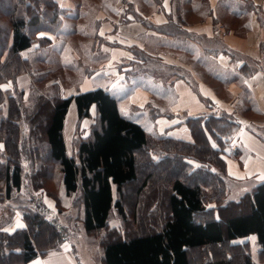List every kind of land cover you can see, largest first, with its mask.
I'll use <instances>...</instances> for the list:
<instances>
[{
  "label": "trees",
  "instance_id": "16d2710c",
  "mask_svg": "<svg viewBox=\"0 0 264 264\" xmlns=\"http://www.w3.org/2000/svg\"><path fill=\"white\" fill-rule=\"evenodd\" d=\"M12 1L11 9L4 11L6 22L0 20V83L13 78L22 68L19 52L31 46L30 30L39 29L35 27H39L42 17L50 22L57 18L53 0ZM4 101L0 87V195L10 198L13 191L21 189L20 155H39L44 145L49 157L59 165L65 192H81L85 230L106 227L112 208L123 221L128 219L124 187L137 179L140 157L150 166L179 164L181 172L173 173L160 191L164 204L157 211L163 217L159 225L107 239L102 245L101 264H192L189 251L194 248L208 249L197 264H255L248 241L234 242L251 233L260 245L259 259L264 261V180L237 200L223 202L222 189L217 188L227 176L221 153L237 130L231 116L210 113L188 118L192 143L153 137L140 124L123 117L115 98L97 87L55 99L45 110L44 101L40 110H24L30 129L26 138L17 120L20 109L11 99L9 110H4ZM71 101L78 119L90 116L92 104L98 118L91 136L79 142L77 160L67 155L62 134ZM41 130L45 139L42 143L37 136ZM207 132L217 147L210 144ZM190 161H196L198 166H192ZM151 177L152 173L144 177L139 192L149 185ZM186 177L193 180L187 182ZM37 181L35 178L36 188L40 185ZM39 201L36 208L22 215L24 227L11 232L0 229V264H25L67 239L64 228L49 219L46 207ZM210 201L215 204L207 205ZM209 249H218V255Z\"/></svg>",
  "mask_w": 264,
  "mask_h": 264
},
{
  "label": "crops",
  "instance_id": "0c3cea01",
  "mask_svg": "<svg viewBox=\"0 0 264 264\" xmlns=\"http://www.w3.org/2000/svg\"><path fill=\"white\" fill-rule=\"evenodd\" d=\"M75 1L73 13L79 9ZM96 4L104 58L74 93L101 87L115 98L119 113L149 136L191 143L188 118L227 114L237 122L236 133L221 153L227 177L246 192L264 180V0ZM21 216L15 213L0 229L24 227ZM234 241H248L251 259L264 264L254 233ZM25 264L97 263L86 243L73 246L67 237L58 250Z\"/></svg>",
  "mask_w": 264,
  "mask_h": 264
},
{
  "label": "rangeland",
  "instance_id": "374dc122",
  "mask_svg": "<svg viewBox=\"0 0 264 264\" xmlns=\"http://www.w3.org/2000/svg\"><path fill=\"white\" fill-rule=\"evenodd\" d=\"M53 1L57 6L55 22L42 17L39 27H35L39 29L34 28L35 31L29 29L32 44L19 52L22 68L13 78L0 83L5 97L4 110H9L11 99H13L20 109L17 120L22 125L21 130L26 138L29 137L30 129L28 120L23 117L24 110L27 112L38 108L40 110L42 101L45 102L43 106L45 110L51 107L55 99L73 94L86 73L98 67L104 58L103 45L98 40L96 29L99 24L96 20L98 0L75 1L79 8L76 13H73L74 0H58L59 4ZM12 3V0H0V20L2 22H6L7 14L4 11L11 9ZM36 5H38L37 2ZM73 14L78 17L76 21L73 20ZM5 55L4 53L3 57ZM67 113L62 130L66 153L77 160L78 144L81 140L91 136L92 129L98 126V118L95 109L92 108L90 116L78 119L73 103L69 105ZM10 115L13 117L12 114ZM38 134L39 141L42 143L45 140L42 130ZM19 159L23 168L22 187L13 191L10 198L0 195V226H5V223L10 221L15 213L23 215L28 210L30 211V208H36V201L41 200L39 202L46 207L45 213L49 219L64 228L66 237L71 239L73 246L86 243L90 249L91 258L97 264H101L102 245L107 239L117 235L125 237L127 234L140 233L146 227L159 225L163 217L159 216L157 211L161 208V203L164 204V200L160 199L162 197L161 188L164 189L173 173L181 172L177 162H169L166 166L162 164L150 166L140 157L137 179L124 187L123 201L128 219L123 221L112 208L106 227L88 231L84 229L82 223L81 192L80 190L68 194L65 192L59 165L49 157L46 147L42 145L39 155L33 154L30 158H26L21 154ZM190 163L192 166H198L196 161H190ZM148 173H152L149 185L139 192V185ZM217 175L221 173L217 171ZM35 178L40 183L38 188L35 187ZM192 180L191 177H186L187 182ZM223 182L217 185V188L222 189L223 202L237 200L246 192L241 189L239 183L227 176H224ZM207 193L210 195L209 187H207ZM114 195L116 196V192ZM208 204L215 203L210 201ZM59 248L60 244L49 249V252H54ZM207 250L206 248L191 249L189 255L192 264L201 262ZM209 250L218 255V249Z\"/></svg>",
  "mask_w": 264,
  "mask_h": 264
}]
</instances>
